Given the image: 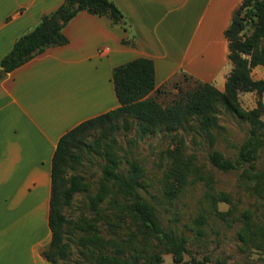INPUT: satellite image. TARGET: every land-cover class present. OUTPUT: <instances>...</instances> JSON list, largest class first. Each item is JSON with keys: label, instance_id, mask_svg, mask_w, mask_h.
Listing matches in <instances>:
<instances>
[{"label": "crops", "instance_id": "crops-1", "mask_svg": "<svg viewBox=\"0 0 264 264\" xmlns=\"http://www.w3.org/2000/svg\"><path fill=\"white\" fill-rule=\"evenodd\" d=\"M62 1L0 0V58ZM113 1L126 28L78 10L62 27L65 43L0 73V264H51L41 253L50 238L51 155L64 131L118 105L115 65L146 56L155 87L185 72L223 88V29L240 0ZM263 71L255 65L250 75Z\"/></svg>", "mask_w": 264, "mask_h": 264}, {"label": "rangeland", "instance_id": "rangeland-1", "mask_svg": "<svg viewBox=\"0 0 264 264\" xmlns=\"http://www.w3.org/2000/svg\"><path fill=\"white\" fill-rule=\"evenodd\" d=\"M210 36H214V32ZM226 61L222 69L224 75L231 67L227 58ZM177 75L157 86L150 96L162 105L167 104L202 81L185 72ZM257 97L255 91H241L239 104L249 109ZM214 109L215 121L207 131L199 129L197 119L192 118L172 131L151 130L140 135L135 119L128 118L127 129H123L118 119L114 131L107 135L108 139L113 138L109 146L116 160L113 170L124 171L130 159L139 162L142 182L138 192L154 206L161 226L184 238L180 262L264 264V239L260 234L264 220V190L256 186L251 172L264 170V144L257 148L254 157L243 161L237 169L221 170L213 166L209 153L217 149L224 157L235 158L250 126L247 120L220 103H216ZM263 111L264 103L261 118ZM97 133L98 129L90 130L87 145L78 149L79 160L65 169L66 175L80 174L85 184L73 193L71 202L62 207L67 217L66 227L71 228L72 234L67 233L73 239L68 241L65 256L70 264H89L95 252L111 250L117 243L125 248L139 249L151 247L150 242L153 245L156 241L151 238L147 244L143 242L138 222L126 209L131 197L118 193L112 183L99 187L97 180L105 158L96 152L90 141ZM176 164L181 169H175ZM168 187L175 188L173 195L166 194ZM220 192L227 193L228 200L213 199ZM97 194L100 198L93 205L90 199ZM79 235L90 237L89 241L79 244L75 239ZM160 257L159 264L176 263L167 250H160Z\"/></svg>", "mask_w": 264, "mask_h": 264}, {"label": "trees", "instance_id": "trees-1", "mask_svg": "<svg viewBox=\"0 0 264 264\" xmlns=\"http://www.w3.org/2000/svg\"><path fill=\"white\" fill-rule=\"evenodd\" d=\"M81 9L106 15L112 23L126 28V20L113 0H63L53 10L42 13L30 29L14 39L10 49L0 58V68L9 71L45 47L65 43L67 38L62 27ZM247 28L249 32H246ZM223 36L227 46L226 58L231 67L225 75L221 90L209 81H198L183 96L162 105L150 96V92L156 88L152 59L136 56L115 65L111 70L118 105L78 122L58 137L50 162L47 216L50 238L46 247L41 250L47 261L54 263L60 260L59 264H70L65 256L69 249L68 241L73 239L67 233L72 234L71 228L66 227L67 217L62 207L68 205L73 193L82 189L85 184L80 174L66 175L65 169L79 160L78 149L87 145L86 138L90 130L98 129L97 135L90 141L94 143L96 152L105 158L101 165V176L97 180L99 187L112 183L118 193L131 197V201L126 203V209L138 222L143 242L147 244L151 238L157 242L153 245L150 242L151 247L139 249L125 248L123 244L117 243L111 250L99 249L92 255L89 264H159L162 249L171 252L175 264H185L180 262L184 238L162 227L154 206L138 192L137 188L142 182L141 165L130 159L124 171L113 170L116 160L109 148L113 138L108 139L107 135L114 131L118 119L122 122L123 129H127L130 125L128 118L136 120L140 135L151 130L172 131L192 118L197 119L199 129L207 131L215 121V105L220 103L247 120L250 126L248 136L235 158L224 157L219 150L214 149L208 156L210 163L221 170L237 169L243 161L254 157L257 148L264 144V120L260 117L263 110L261 96H264V79L252 78L250 70L255 65L264 67V0H240L231 12L229 22L223 29ZM241 91L256 92L258 97L253 107H241L238 100ZM175 169L179 170L181 166L176 164ZM251 172L256 178V186L264 190V170ZM174 189L168 187L166 194L173 195ZM99 198L97 194L90 200L94 205ZM213 199L228 200V194L220 192ZM260 234L264 239V220ZM89 238L79 235L75 239L84 245Z\"/></svg>", "mask_w": 264, "mask_h": 264}, {"label": "built area", "instance_id": "built-area-1", "mask_svg": "<svg viewBox=\"0 0 264 264\" xmlns=\"http://www.w3.org/2000/svg\"><path fill=\"white\" fill-rule=\"evenodd\" d=\"M105 52L104 49L100 50L98 53L103 54Z\"/></svg>", "mask_w": 264, "mask_h": 264}, {"label": "water", "instance_id": "water-1", "mask_svg": "<svg viewBox=\"0 0 264 264\" xmlns=\"http://www.w3.org/2000/svg\"><path fill=\"white\" fill-rule=\"evenodd\" d=\"M0 73L3 74L4 73V70H1Z\"/></svg>", "mask_w": 264, "mask_h": 264}]
</instances>
